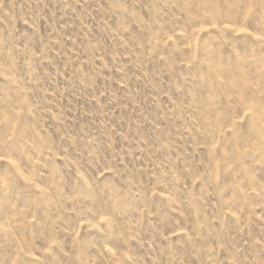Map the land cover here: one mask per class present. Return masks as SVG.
Returning <instances> with one entry per match:
<instances>
[{
    "label": "rangeland",
    "instance_id": "obj_1",
    "mask_svg": "<svg viewBox=\"0 0 264 264\" xmlns=\"http://www.w3.org/2000/svg\"><path fill=\"white\" fill-rule=\"evenodd\" d=\"M0 264H264V0H0Z\"/></svg>",
    "mask_w": 264,
    "mask_h": 264
}]
</instances>
